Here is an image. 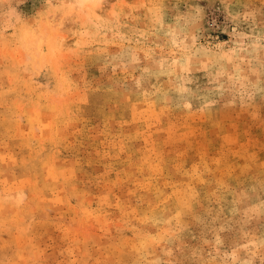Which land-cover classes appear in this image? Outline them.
Listing matches in <instances>:
<instances>
[{"label":"rangeland","instance_id":"rangeland-1","mask_svg":"<svg viewBox=\"0 0 264 264\" xmlns=\"http://www.w3.org/2000/svg\"><path fill=\"white\" fill-rule=\"evenodd\" d=\"M0 264H264V0H0Z\"/></svg>","mask_w":264,"mask_h":264},{"label":"bare ground","instance_id":"bare-ground-1","mask_svg":"<svg viewBox=\"0 0 264 264\" xmlns=\"http://www.w3.org/2000/svg\"><path fill=\"white\" fill-rule=\"evenodd\" d=\"M79 1H81V0H79Z\"/></svg>","mask_w":264,"mask_h":264}]
</instances>
